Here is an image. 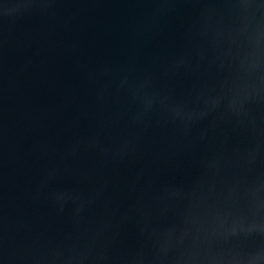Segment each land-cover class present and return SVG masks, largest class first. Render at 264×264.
I'll return each instance as SVG.
<instances>
[{
    "label": "water",
    "instance_id": "95a60500",
    "mask_svg": "<svg viewBox=\"0 0 264 264\" xmlns=\"http://www.w3.org/2000/svg\"><path fill=\"white\" fill-rule=\"evenodd\" d=\"M0 264H264V0H0Z\"/></svg>",
    "mask_w": 264,
    "mask_h": 264
}]
</instances>
